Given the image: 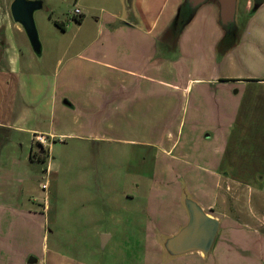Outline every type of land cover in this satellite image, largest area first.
<instances>
[{
    "label": "crops",
    "instance_id": "0c3cea01",
    "mask_svg": "<svg viewBox=\"0 0 264 264\" xmlns=\"http://www.w3.org/2000/svg\"><path fill=\"white\" fill-rule=\"evenodd\" d=\"M115 2L117 6L105 16L102 14L100 22L96 20L93 38L71 56L57 60V74L53 73L52 78L47 72L43 76L36 71L34 75L24 30L9 16L0 15V241L9 243V229L18 222L23 228L32 222L49 225L51 204L45 192L47 186L42 184L49 163L44 167L45 162L30 159V151L39 145L35 136L42 135L50 147L51 143L68 139L133 145L140 140L128 138L126 133L137 138L145 132L146 116L169 117L165 128L178 133L183 125L184 105L195 84L201 88L206 84L264 86L263 75L243 74L248 68L264 67V0L237 1L238 17L251 16L248 36L224 52L219 50L225 35L216 1L198 8L174 47L160 43L159 37L182 0H132L130 11L124 0ZM154 3L160 5L158 10ZM75 8L80 10L82 26L88 7L77 3ZM168 9L161 23L160 17ZM199 16L203 19L196 23ZM259 41L263 45L258 46ZM193 53H201L202 64H210L224 74L214 79L193 78L186 65L187 60L193 63ZM177 62L184 65L185 72L182 67L174 68ZM163 64H171L167 73L172 77L175 74L177 82L159 75ZM108 131L115 136H108ZM173 146H177L175 142L167 151L171 157ZM228 169L232 167L225 164L220 170L207 199L195 198L205 212L220 222L212 249L206 256L193 252L165 257V264H264V216L241 214L244 211L239 210L238 203L244 177L241 174L240 182L232 187L227 179L220 180L221 174H232ZM147 198L146 206L138 211L141 215L150 213V218L155 219L161 210L149 208L153 202L150 194ZM176 208L174 216L170 214L162 223L172 228L170 235L187 222L185 209L177 214ZM252 217L255 221L246 222Z\"/></svg>",
    "mask_w": 264,
    "mask_h": 264
},
{
    "label": "rangeland",
    "instance_id": "374dc122",
    "mask_svg": "<svg viewBox=\"0 0 264 264\" xmlns=\"http://www.w3.org/2000/svg\"><path fill=\"white\" fill-rule=\"evenodd\" d=\"M37 1L44 4L33 15L41 52L35 54L29 46L32 67L34 75L36 71L43 76L47 72L50 78L57 74V60L86 45L97 27L96 20L117 6L115 0ZM77 3L88 7L82 26L71 20ZM204 3L190 7L198 10ZM184 4L189 6L186 0ZM154 5L158 10L160 5ZM9 6L10 0L0 3L2 17L11 18ZM168 14L169 9L162 13L161 23ZM250 18L236 14L233 21L220 23L225 35L220 51L248 36ZM196 19L199 23L203 18ZM56 21L63 22L65 29L58 28ZM185 28H181L174 45ZM258 44L263 45L260 41ZM192 55L193 63L187 60L186 65L193 78L214 79L224 74L210 64H202L201 53ZM173 65L185 72L182 63ZM170 67L163 64L159 75L177 82L175 74L172 77L167 73ZM243 74L264 76V67L257 65ZM201 86L193 85L188 94L178 133L165 128L169 117L146 116L145 132L137 138L126 133L128 138L140 140L133 145L68 139L51 143L50 147L48 141L37 142L48 154L43 166L49 163V171L42 184L47 186L45 192L51 204L50 222L48 226L27 223L26 228L18 222L10 228L9 243L0 241V264H165L168 260L164 259L162 242L172 228L162 223L170 214L174 216V208L177 214L180 209L184 211L185 197L207 199L225 164L232 167L228 169L232 174H221V181L227 179L234 187L241 174L244 177L238 203L239 210L244 211L241 214L264 216V86ZM174 142L177 146H173L171 157L167 151ZM38 146L36 150L42 151ZM147 194L153 202L149 208L161 210L155 219L150 213L141 215L138 211L146 206ZM126 196L133 199L127 200ZM253 221L252 217L246 222Z\"/></svg>",
    "mask_w": 264,
    "mask_h": 264
},
{
    "label": "water",
    "instance_id": "95a60500",
    "mask_svg": "<svg viewBox=\"0 0 264 264\" xmlns=\"http://www.w3.org/2000/svg\"><path fill=\"white\" fill-rule=\"evenodd\" d=\"M192 5L198 6L206 0H189ZM220 6V18L222 23L234 20L237 11L238 0H215ZM128 11L132 8V0H124ZM42 1L37 0H13L9 10L12 20L21 26L28 42L35 54L41 52L37 30L34 23V12L43 8ZM184 209L187 214V222L176 233L166 237L162 244L165 257H178L184 254L197 252L206 256L212 249L218 235L220 222L216 217L209 215L193 199L184 198Z\"/></svg>",
    "mask_w": 264,
    "mask_h": 264
},
{
    "label": "trees",
    "instance_id": "16d2710c",
    "mask_svg": "<svg viewBox=\"0 0 264 264\" xmlns=\"http://www.w3.org/2000/svg\"><path fill=\"white\" fill-rule=\"evenodd\" d=\"M184 1H182V3L178 6L177 11H176V15L175 17L172 19V22L168 25L167 29L163 32V34L160 36L159 42L167 45V46H176L173 44V41L177 39V35L180 32L181 28H185L186 25H188L190 23V21L192 20L194 14H195V9H193V7H190L191 2L189 0H186L189 4L186 5L184 4ZM259 1L258 3H260L261 0H257ZM72 21L76 22V23H80L81 22V18L78 16H73L71 18ZM55 25L64 30L65 26L63 23L60 22H55ZM39 149H42V146L39 144ZM47 153L45 152V150L42 149V151L39 150H31L30 151V159L32 161H38V162H45L46 161V157H47Z\"/></svg>",
    "mask_w": 264,
    "mask_h": 264
},
{
    "label": "built area",
    "instance_id": "2783aa9c",
    "mask_svg": "<svg viewBox=\"0 0 264 264\" xmlns=\"http://www.w3.org/2000/svg\"><path fill=\"white\" fill-rule=\"evenodd\" d=\"M80 14L81 13H80L79 9L75 8L73 10V13H72L73 16H79ZM35 141L39 142L40 144H45L47 142L46 138H44L42 135L35 136Z\"/></svg>",
    "mask_w": 264,
    "mask_h": 264
}]
</instances>
